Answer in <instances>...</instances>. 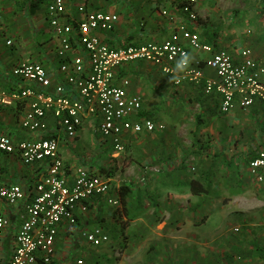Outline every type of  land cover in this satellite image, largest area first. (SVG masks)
<instances>
[{
	"label": "built area",
	"instance_id": "2783aa9c",
	"mask_svg": "<svg viewBox=\"0 0 264 264\" xmlns=\"http://www.w3.org/2000/svg\"><path fill=\"white\" fill-rule=\"evenodd\" d=\"M95 1L84 0L71 14L66 0H49L46 20L49 34L56 42L55 76L39 63L23 61L10 70L11 78L19 82L18 89L0 90V107L22 106L20 130L35 137L15 140L0 134V153L18 158L26 167L36 168V177L26 186L0 183V245L9 225L4 209L20 203L24 208L11 256L5 264H52L62 225L73 231L80 216L92 214L102 203L114 210L122 207L119 187L111 178L94 167L65 166L58 140L59 136L76 139L87 121L101 137V144L119 156L124 153L128 138L164 129L158 122L138 117L142 101L138 94L130 92L128 78H118L122 66L143 62L171 78L181 55L189 54V49L202 52L207 55L205 67L216 79L205 78L200 64L191 62L182 78L172 81L174 86H202L207 97L219 96L218 109L224 115L237 107L247 112L255 103L264 110V57L256 60L249 50H243L241 61L235 63L226 51H215L212 45L202 43L196 33L165 11L161 14L173 26L167 39L112 47L99 34L113 31L118 17L88 9ZM171 2L188 20H197L193 9L196 0ZM6 45L11 46V41ZM48 118L54 121L51 131ZM248 172L259 185H264V149L249 162ZM78 234L92 248L109 241L99 225L79 230ZM69 264H83V261Z\"/></svg>",
	"mask_w": 264,
	"mask_h": 264
},
{
	"label": "rangeland",
	"instance_id": "374dc122",
	"mask_svg": "<svg viewBox=\"0 0 264 264\" xmlns=\"http://www.w3.org/2000/svg\"><path fill=\"white\" fill-rule=\"evenodd\" d=\"M47 1L0 0V16H11V21L7 17L0 20L1 55L19 49L17 29L26 31L30 24L26 21L31 20L29 5L33 3L32 8L43 13ZM161 11L169 13L166 7ZM240 25L243 37L251 43L254 37L264 38L257 21ZM44 27L45 31L47 23ZM7 40L13 46L5 45ZM201 107L197 101L169 99L161 115L151 116L164 129L149 135L144 150L137 151L128 143L119 156L109 146L94 156V143L101 139L94 127L92 132L84 129L78 142L71 141L75 150L60 144L67 158L74 153L84 163L93 156L103 168L101 173L109 174L115 186L131 187L123 207L109 208L101 219L104 223H93L108 234L109 241L98 248L84 243L71 257L74 261L68 258L62 264L77 258L84 264H264L258 257L264 256V186L250 176L246 162L236 155L240 146H247L249 156L254 154L261 127L246 115L229 122L226 115L210 113L209 108L202 114ZM161 164L168 165L171 172L158 173ZM19 168L23 169L22 164ZM145 168L152 177L146 181V191L139 188ZM208 173L212 183L209 196H195L184 187L188 179L199 180ZM178 184L183 187L179 189ZM241 252L251 256L240 257Z\"/></svg>",
	"mask_w": 264,
	"mask_h": 264
},
{
	"label": "crops",
	"instance_id": "0c3cea01",
	"mask_svg": "<svg viewBox=\"0 0 264 264\" xmlns=\"http://www.w3.org/2000/svg\"><path fill=\"white\" fill-rule=\"evenodd\" d=\"M66 3L70 13L74 14L76 8L84 4V0H66ZM32 7L29 5L27 12L30 14L31 18V20H26L30 23L29 26H27V30L19 31L17 29V35L20 38L19 49L9 55L0 54V90L9 92L18 89L19 82L11 78L10 70L23 61L39 63L48 70L49 74L53 77L55 76L57 67L55 58L56 42L50 36L49 28L45 29V31L43 30L46 27V25L44 27V24L47 23L46 6L43 13L38 10L35 11L36 8ZM163 7L169 10L170 16H175L178 22L185 24L190 32L196 33L200 37L202 43L212 45L215 51H226L235 63L241 61L240 52L243 50H249L256 60L264 57V38L254 37L253 43H251L249 39L243 37V32L240 31V24L242 22L257 21L259 23V30L264 32V0H196L193 7L197 16L195 22L188 20L174 3L170 4L163 0H96L93 4L87 6L88 9L101 10L117 15L118 21L113 31L99 34V37L104 42L116 48L128 44L136 45L150 42H162L167 39L173 31V26L170 24L168 17L161 14ZM6 17L10 20L9 17L11 16H0V20L2 21ZM18 18L21 22V16ZM41 34L47 35L45 39L41 40L39 38ZM2 35H0V42ZM33 49L35 52L32 51ZM188 53L194 58L192 62H198L200 64L199 66L202 68L205 78L211 80L216 79L215 74L204 65V60L207 58V55L191 49L188 50ZM25 58H28L27 60L29 61H26ZM118 78H128L131 81L130 92L140 96L142 110L138 115L139 118L151 120V116L161 115L160 112L162 108L166 106L167 101L172 97L200 102L202 107L199 111L202 114L207 113L208 111L205 110L209 108L210 113L216 112L218 116H224L218 109L220 104L219 96L212 95L207 97L203 93L202 86L196 87L190 84L174 86L173 82H170V77L163 75L150 64L137 62L124 65L118 72ZM22 114L23 108L20 105L9 108L0 107V134L11 136L15 140L35 138L20 130L19 123ZM245 115L246 117H250L249 119L257 122L255 124L261 127V130H256L258 136L255 138L256 151L254 154L249 156V149L247 146H240L236 151V155H239L240 158L246 162L248 169L249 162L256 156L259 150L264 149V110L259 104L255 103L247 112H242L237 107L226 116L229 122H236ZM47 123L51 131L54 125L53 119L48 118ZM93 127L92 123L86 121L79 131L78 137L74 140L78 142L81 135L85 133L83 130L88 129L92 132L91 128L93 129ZM232 127L233 126H230V128ZM42 137H47V135H43ZM148 138L149 134L133 136L128 138L127 144L129 143L132 145L137 151L140 149L144 150L148 147L146 146ZM58 140L60 155L65 166L72 168L76 165H85L94 167L96 170L102 169L96 161L94 162L93 156L84 163H81L82 159H79V156H76L74 153L73 156L67 158L65 156L66 154L62 152L60 144L62 143L65 149L71 147L72 150H75L77 147L74 144H70L72 140H67L63 136H59ZM94 145L96 149L94 156L95 154H101V149H104V146L107 147L105 144L102 145L100 140L94 143ZM228 153V156L231 155L229 150ZM63 156H65V159H63ZM145 163L146 162H144V164ZM19 164L21 165L22 163L18 158L0 153V167L7 168H3L2 170L4 173L0 175V183L26 186L29 182L33 181L36 177V168L22 165L23 169H20ZM144 170L146 171V168L143 169V171ZM168 172H171L168 165L161 164L158 168V173L160 174H169ZM210 172H212V170ZM146 173L147 172L142 173L141 179L144 180H141L142 183L139 186V188L144 187V191L148 189V182L146 183V181L152 180V177L147 176ZM178 173L184 174V172L181 171ZM190 180L192 179L187 180L184 187L188 188ZM209 181L210 187H212L210 178ZM177 186H179V189L183 187L182 184H178ZM117 187H119V185ZM109 208V206L102 203L96 207L92 214L86 217L80 216L77 228L73 231L66 225H62L58 230L55 243V255L52 264H62L65 259L73 257V254L77 252L79 247L84 245V242L79 238V230L90 228L97 220L104 219V214L109 211ZM23 209V203L4 209V215L8 219L9 225L5 230L0 245V264H5L11 256L13 238L21 224L24 213ZM102 222L104 223V220H101L100 223ZM71 260L74 261L75 259L71 258ZM76 260L81 259L77 258Z\"/></svg>",
	"mask_w": 264,
	"mask_h": 264
},
{
	"label": "trees",
	"instance_id": "16d2710c",
	"mask_svg": "<svg viewBox=\"0 0 264 264\" xmlns=\"http://www.w3.org/2000/svg\"><path fill=\"white\" fill-rule=\"evenodd\" d=\"M34 4H31V7ZM150 118V117H148ZM102 169H99V172H102ZM209 175L207 174L205 177L199 179V180H190L188 183V189L190 191L191 194L195 195V196H209V194L211 193V187H210V181H209ZM108 177H110V175L108 174ZM131 194V187H129V185H122L119 188V198L121 201V204L124 206L126 204L127 198L128 196ZM154 206H156V204H154ZM109 225L105 224L104 228L109 229ZM251 254H249L248 252L240 253V257L246 258V257H250ZM259 259L262 260L264 262V256L262 255H258Z\"/></svg>",
	"mask_w": 264,
	"mask_h": 264
},
{
	"label": "clouds",
	"instance_id": "9594fccd",
	"mask_svg": "<svg viewBox=\"0 0 264 264\" xmlns=\"http://www.w3.org/2000/svg\"><path fill=\"white\" fill-rule=\"evenodd\" d=\"M193 59L194 58L189 54L181 55V57L175 63V66L173 68V75L170 79V82H178L182 78V74L187 70Z\"/></svg>",
	"mask_w": 264,
	"mask_h": 264
}]
</instances>
